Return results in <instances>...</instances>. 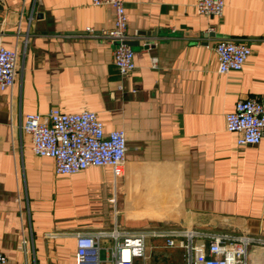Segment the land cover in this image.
I'll return each mask as SVG.
<instances>
[{
	"label": "crops",
	"instance_id": "crops-1",
	"mask_svg": "<svg viewBox=\"0 0 264 264\" xmlns=\"http://www.w3.org/2000/svg\"><path fill=\"white\" fill-rule=\"evenodd\" d=\"M124 4L137 68L121 77L105 37L111 5L0 0V42L17 51L14 85L0 92V250L13 262L76 264L82 231L264 237V138L239 145L226 127L239 99L264 95V0H226L221 17L199 13L196 0ZM222 38L251 46L242 70L218 72ZM52 107L123 128L124 165L57 174L23 128L27 113ZM167 239L147 237V264H188V250ZM116 242L101 239L106 264ZM252 245L249 257L264 264V246Z\"/></svg>",
	"mask_w": 264,
	"mask_h": 264
},
{
	"label": "built area",
	"instance_id": "built-area-1",
	"mask_svg": "<svg viewBox=\"0 0 264 264\" xmlns=\"http://www.w3.org/2000/svg\"><path fill=\"white\" fill-rule=\"evenodd\" d=\"M226 0H196L199 13L221 17ZM93 4H109L115 10L114 26L105 32L108 42L114 44V63L121 77L136 68L134 50L127 43L128 18L124 0H92ZM92 31V28H88ZM219 73L243 69L252 48L247 42L222 38L215 45ZM156 65L157 59L153 58ZM17 71V51L0 42V92L12 89ZM135 91V90H133ZM226 127L239 133V145L259 144L264 138V95L260 98H241L235 109L226 114ZM23 128L31 136L32 149L39 156L55 160L57 174H71L90 166L121 168L126 160L127 136L121 127L107 131L103 120L92 110L64 112L52 107L47 113L30 112L25 115ZM117 239L110 249L115 264H147V237L168 236V246L185 247L188 264H259L249 257V246H264V237L235 235L228 232H202L197 230H116L82 231L77 233L76 264H106L100 256L101 239ZM189 237L188 240L178 238ZM193 236L207 238L195 242ZM0 264L13 262L0 250Z\"/></svg>",
	"mask_w": 264,
	"mask_h": 264
},
{
	"label": "rangeland",
	"instance_id": "rangeland-1",
	"mask_svg": "<svg viewBox=\"0 0 264 264\" xmlns=\"http://www.w3.org/2000/svg\"><path fill=\"white\" fill-rule=\"evenodd\" d=\"M253 246H254V245H250V246H249V253L251 252V249H252Z\"/></svg>",
	"mask_w": 264,
	"mask_h": 264
},
{
	"label": "water",
	"instance_id": "water-1",
	"mask_svg": "<svg viewBox=\"0 0 264 264\" xmlns=\"http://www.w3.org/2000/svg\"><path fill=\"white\" fill-rule=\"evenodd\" d=\"M127 43H128L129 45H131V43H130L129 41H127Z\"/></svg>",
	"mask_w": 264,
	"mask_h": 264
}]
</instances>
